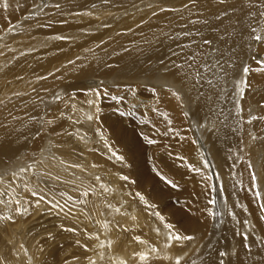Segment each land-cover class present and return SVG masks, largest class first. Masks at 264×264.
<instances>
[{"label":"bare ground","instance_id":"6f19581e","mask_svg":"<svg viewBox=\"0 0 264 264\" xmlns=\"http://www.w3.org/2000/svg\"><path fill=\"white\" fill-rule=\"evenodd\" d=\"M7 3L0 264H264V0ZM215 48L193 87L185 57Z\"/></svg>","mask_w":264,"mask_h":264},{"label":"snow or ice","instance_id":"6c2138e0","mask_svg":"<svg viewBox=\"0 0 264 264\" xmlns=\"http://www.w3.org/2000/svg\"><path fill=\"white\" fill-rule=\"evenodd\" d=\"M196 0H190V3H195ZM226 0H220V3H225ZM246 3L248 5H251L253 3V0H246ZM9 7V4L7 3V0H5V2L3 4H0V8L6 10L7 8ZM55 7L59 8L60 5L57 3L55 5ZM185 7H188V5H185ZM259 16L261 17H264V11H261L258 13ZM192 23H196L195 21H192ZM251 31L249 33V35L251 36L252 40L255 41L256 43L260 44V43H264V36L262 35H259V34H256L257 33V29L255 27H251V25H249ZM187 35H191V32L187 33ZM57 39H64V37H56ZM221 40H225V43H227L225 37L222 35L220 37ZM203 44L204 45H208V46H212L213 44V41L210 40V39H205L203 41ZM184 47H190V45H185ZM215 52H218L220 53V56L218 57H214L212 58L211 60L208 59V56L211 55V53H206L204 56H201L199 53H195V54H192L191 56H187L185 57V62H186V66L187 68L189 69H193L192 72H186L185 73V79H187L188 76H191L192 77V80H193V87H198V86H203V85H208L210 88H217V84L214 83L213 79L209 76L206 75V73H209L211 72L212 73V77H215L217 76L218 73H221V72H226V69H225V65L226 64H230L231 61L230 60H225L223 59V56H224V52L219 49V48H215L213 49ZM173 55H178V53H173ZM199 62V63H198ZM256 63L258 65V70L260 71H264V60H256ZM176 67L178 69L181 70V72H184V68H185V65H180V64H177ZM250 69L249 67H244L243 68V73L245 76H247V74L249 73ZM94 91L96 93L97 96H99L101 94L102 91H105V89H102L99 85L95 86L94 88ZM173 95H176L177 98H179V94L178 93H173ZM89 119H91V117H89ZM252 119H264V116H261V117H252ZM251 122V121H249ZM253 139H256V137H253ZM149 143H155V141H152V140H149L148 141ZM180 159H185L183 157H180ZM205 167H208L207 165V162H205ZM195 171H199V169H193ZM13 175H15L13 173ZM122 179L124 180H128V177H121ZM97 179H99V177H97ZM162 179H165L166 178H163ZM252 179L253 181L256 180V176L255 174L252 175ZM167 183L171 184V181H167ZM173 187H176V185H172ZM87 193H85L86 195ZM32 196H38V193L36 192H32L31 193ZM257 197H259L260 193L257 191L256 193ZM137 196H139V199L140 200H144V197L137 193ZM45 197L42 196V195H39L38 196V201H37V206L39 204V201H42L44 200ZM5 203V201L3 200H0V204H3ZM17 204H19L20 202L17 200L16 202ZM49 205L51 208H59L61 210H63V206L57 204V203H53L52 201H48ZM211 204H215L216 202L214 200L210 201ZM149 207H155L154 205H148ZM262 207H264V205H262ZM25 211H27V209H25ZM14 214H19V215H23L24 213L23 212H19V213H14ZM57 215H59V213H57ZM155 215H159L158 213H156ZM210 216H213L215 217L216 216V213L215 212H212V213H209ZM0 219H4V217H0ZM8 221H10L11 223H15V219L13 218V216H9L6 218ZM160 219L162 220L163 217H160ZM168 228L171 229V225H166ZM65 231H69V232H72V231H75L74 229H71V228H68V229H65ZM170 239H176V240H188V241H191V240H194L195 237L194 236H179V235H174V236H170L169 237ZM247 235L244 236V239L247 240ZM142 242V241H141ZM221 255H225V253H221ZM176 264H180V261L179 259L176 260Z\"/></svg>","mask_w":264,"mask_h":264},{"label":"rangeland","instance_id":"374dc122","mask_svg":"<svg viewBox=\"0 0 264 264\" xmlns=\"http://www.w3.org/2000/svg\"><path fill=\"white\" fill-rule=\"evenodd\" d=\"M42 10V9H41ZM40 11V10H39Z\"/></svg>","mask_w":264,"mask_h":264}]
</instances>
